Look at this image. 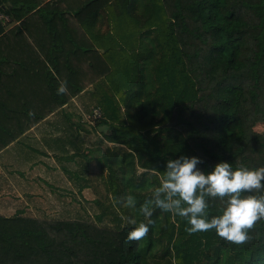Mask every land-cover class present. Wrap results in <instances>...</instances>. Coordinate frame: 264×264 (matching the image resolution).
Instances as JSON below:
<instances>
[{"label":"trees","instance_id":"obj_1","mask_svg":"<svg viewBox=\"0 0 264 264\" xmlns=\"http://www.w3.org/2000/svg\"><path fill=\"white\" fill-rule=\"evenodd\" d=\"M56 1L0 0V151L46 118L47 105L55 111L82 94L88 117L102 115L90 124L96 140L60 113L38 154H53L78 192L91 188L94 162L105 194L94 200V220L0 216V264H264V220L237 245L214 230L190 234L183 218L155 209L144 246L145 237L127 240L131 215L115 203L129 183L117 160L123 150L141 170L131 179L139 194L180 155L199 157L203 170L219 161L264 166V135L252 117L264 100V0H76L63 11ZM33 20L49 42L47 66L30 73L29 55L11 51L27 46ZM11 23L19 25L7 30ZM92 53L106 68L96 81L75 67L76 55ZM61 80L68 91L57 95ZM24 143L19 153L29 161L37 151ZM217 207L212 201L210 215Z\"/></svg>","mask_w":264,"mask_h":264},{"label":"rangeland","instance_id":"obj_2","mask_svg":"<svg viewBox=\"0 0 264 264\" xmlns=\"http://www.w3.org/2000/svg\"><path fill=\"white\" fill-rule=\"evenodd\" d=\"M57 1L59 3L61 0ZM16 25L19 24L11 23L6 29H12ZM27 29L28 34L25 40H23V44H27V46L23 48H14L11 53L16 55L21 52L22 54H26V56L29 55L27 70L31 73L33 70L47 66V63L45 62V53L48 48L49 40L45 36L43 26L41 27V24L37 20H33L31 24L27 26ZM62 39L64 40L63 36ZM7 41H10V39H7ZM76 41L85 43V39L80 37L79 39L76 38ZM39 45L41 46L39 47ZM70 48L71 46L67 43L65 49L68 50ZM99 59V55L93 53L87 57L76 55L75 67L78 71L79 63V65L82 66V74L90 71L91 75H93L94 81H96V72L98 71L101 73L106 70L105 64L101 60L99 62ZM31 75L26 76L25 80L27 82L32 81L30 79ZM86 89L93 92L92 85L88 86ZM76 102V107L72 103V108L67 110L66 118L71 124L78 127L83 135L84 131L87 133L86 138L89 142H94L96 140V134L90 127V123L92 122L87 120L88 114L84 112L81 98L78 99V101L76 100ZM80 107L83 110L84 115L79 114L81 112L79 109ZM252 117L254 123L253 130L258 135H264V100L260 99L257 102ZM60 118L61 117L52 116V120L54 121H58ZM41 126L45 128L44 124ZM35 132L36 130L34 133L31 132L30 135H37ZM56 135L58 136L60 134ZM32 140L37 141L36 138H33ZM29 141V145H32L37 151L31 160L14 162V159L11 158L14 156H12L10 149L0 157V165H6L13 161L11 164L12 167L17 168V172H13L12 174L10 171H1L2 168L0 167V214L8 217L21 215L25 217L55 220L73 219L78 216L85 220H94V216L98 212L93 204L94 200L98 196H104L105 194L103 184L99 180V171L94 162L91 163L90 168V174L93 178L91 188L78 192L66 179L62 172V168L53 158V154H48L47 156L46 154H38V152L42 150V147H39L37 143H34L31 140ZM104 147L105 146L101 148V151L104 150ZM117 160L122 166L125 181L129 182L124 188L122 196L126 197L127 195H132L137 201V208L135 210L128 209L131 215L130 218L134 219L137 223L140 221L147 222V219L139 212V205L143 203L145 199L149 198V196L143 199L141 194L148 193L154 188V184L148 177L144 189L141 188L139 190L141 194H139L134 188L136 180H131L133 176L139 177L141 172L136 165L133 154L123 150L118 155ZM68 166L74 169L75 163H69ZM148 243L149 238L146 235L143 245L147 246ZM205 253H211V251L205 250ZM201 262L202 264H205L206 259L203 257Z\"/></svg>","mask_w":264,"mask_h":264},{"label":"clouds","instance_id":"obj_3","mask_svg":"<svg viewBox=\"0 0 264 264\" xmlns=\"http://www.w3.org/2000/svg\"><path fill=\"white\" fill-rule=\"evenodd\" d=\"M67 83L58 82L57 95L68 91ZM201 163L199 157L184 155L165 161L159 184L139 205V212L147 222L137 223L126 217L134 225L127 240H139L148 234L155 209L170 213L173 218H183L185 231L190 234L214 230L219 237L237 245L251 239L249 230L257 221L264 220V166L234 167L232 163L219 161L203 170L198 167ZM212 201H217L218 207L216 214L210 215ZM115 203L128 209L137 208L132 195Z\"/></svg>","mask_w":264,"mask_h":264},{"label":"crops","instance_id":"obj_4","mask_svg":"<svg viewBox=\"0 0 264 264\" xmlns=\"http://www.w3.org/2000/svg\"><path fill=\"white\" fill-rule=\"evenodd\" d=\"M48 1H52V0H47V2ZM73 2H76V0H61L59 3H58V1H56V3L53 5V8L56 9V10H58V11H60V10L63 11V9H66L64 6H72ZM81 95L82 94H80L79 96L73 98L72 103L74 104L75 107H76L75 104L77 103L76 100L78 101V99H80V96ZM72 103L69 104V105H64L62 108H60L58 110H55V111H53V109L52 110H49V106L47 105L46 108L50 112L48 114V116L46 118H44L43 120L39 121L36 125L30 127L28 130H26L25 133H23V135L19 136L14 142H12L6 148L2 149L0 151V157L3 156V154L7 150L10 149V152H12L11 153L12 156H14V157H11V158L14 159V162H19L20 160L25 161V159L23 158V156H20V153H19V150H20V147L19 146L20 145H18V144L20 143V141L21 140L23 141L24 139H26V141H27V143H24L22 145L25 148L24 151H33V149H34L32 145H29V142H30L29 140L33 141L34 143H37L39 145V147H41V144L39 142L40 139L46 134L45 131H48L49 130L48 124L54 122V120H52V116H54V117H60L61 114H63V115L66 114L67 113V110H70V108H72ZM39 107H41V105ZM33 113H37V112L34 111ZM42 124L45 125V128L41 126ZM35 130H36L35 133H37V135H33V136L30 135V133L31 132L34 133ZM33 138H36L37 141L32 140ZM12 163H13V161H12ZM12 163H8L6 165L1 164L0 165V167L2 168L1 171H5V172L10 171V173H12V174H13V172H17V168L12 167V165H11ZM0 216H4V215H1L0 214Z\"/></svg>","mask_w":264,"mask_h":264},{"label":"built area","instance_id":"obj_5","mask_svg":"<svg viewBox=\"0 0 264 264\" xmlns=\"http://www.w3.org/2000/svg\"><path fill=\"white\" fill-rule=\"evenodd\" d=\"M101 112L98 109H93V114L91 116L88 117V120L90 122L100 119L101 118ZM93 123V122H92ZM91 124V123H90Z\"/></svg>","mask_w":264,"mask_h":264},{"label":"water","instance_id":"obj_6","mask_svg":"<svg viewBox=\"0 0 264 264\" xmlns=\"http://www.w3.org/2000/svg\"><path fill=\"white\" fill-rule=\"evenodd\" d=\"M97 130L99 133H106L108 130V127L107 126H100V127H98Z\"/></svg>","mask_w":264,"mask_h":264}]
</instances>
